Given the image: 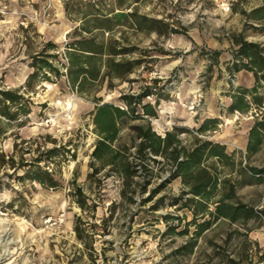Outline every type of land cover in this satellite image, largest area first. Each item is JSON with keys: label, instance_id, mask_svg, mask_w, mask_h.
Here are the masks:
<instances>
[{"label": "rangeland", "instance_id": "rangeland-1", "mask_svg": "<svg viewBox=\"0 0 264 264\" xmlns=\"http://www.w3.org/2000/svg\"><path fill=\"white\" fill-rule=\"evenodd\" d=\"M100 1L116 11L136 9L159 19L155 26L163 33L136 31L127 25L103 32L99 39H117L121 45L137 47L126 58L143 54L145 60L127 76L112 79L109 88L105 79L90 93H78L68 85L64 52L80 22L66 15L64 0H0V89H19L22 103L30 108L28 115L7 127L0 149L16 162L21 156L32 163L41 157V166L57 181L49 187L19 177L22 169L8 176L13 169L0 168V264H216L217 260L210 258L209 239L222 245L224 254L239 256L242 237L231 234L234 226L227 222L204 233L194 253H174L194 231L191 226L188 234H165L163 214L181 217L177 231L190 219L188 212L184 219V210H177L171 202L181 191L180 179L171 180L151 200L141 202L169 174V165L158 157L160 162H151L153 175L147 190L136 192L133 201L123 197L122 179L110 172L109 166L95 162L97 172L91 167V152L98 138L91 112L103 102L124 107L121 94H136L150 85L155 94L142 102L155 105L156 117L148 118L153 129L161 135L175 126L188 129L181 134L183 143L188 144L197 128L194 123L213 103L221 115L219 123L201 136L229 143L226 150L234 156L235 165L231 173L229 166L222 168V175L239 180L236 193L242 201L264 209V181L240 174L247 165H264V145L248 157L246 148H238L233 140L254 121L255 113H230L226 105L238 86L236 75L228 69L235 39L243 37L264 50V22L251 16L252 9L264 5V0ZM170 29L186 30V34ZM48 41L56 44L48 52L56 53L53 64L65 75L56 78L49 73L50 80H45L39 73L28 83L34 69L30 56ZM215 49L222 51L218 63L207 54ZM96 96L102 100L97 101ZM137 123L143 121H123L115 143L132 146L131 125ZM49 149L54 152L46 153ZM75 185L85 193V208L72 194ZM162 195L164 201L153 209ZM170 223L179 222L174 219ZM250 225L249 238L264 247V217Z\"/></svg>", "mask_w": 264, "mask_h": 264}, {"label": "trees", "instance_id": "trees-1", "mask_svg": "<svg viewBox=\"0 0 264 264\" xmlns=\"http://www.w3.org/2000/svg\"><path fill=\"white\" fill-rule=\"evenodd\" d=\"M100 0H64L66 15L79 21L80 25L74 28V38L66 44L64 52L67 59L66 77L70 89L78 93H90L92 87L100 81L107 79L108 88L112 86V79H121L132 73L142 65L145 60L143 54L137 58H126L137 50L135 45H121L117 39H99L103 32L112 31L116 26L127 25L136 31L163 32L155 26L159 19L139 14L136 9L125 12L122 8L104 7ZM254 20L264 22V5L251 11ZM172 33L186 34V30L170 29ZM233 56L228 64L232 76L240 70L252 73L255 83L252 87L238 85L229 95L231 103L227 106L229 112L240 113L254 112L255 118L248 131L246 153L248 157L259 151L264 145V50L256 42L248 41L243 37L235 39ZM55 49L56 44L48 41L43 48L30 56V66L33 69L28 76V83L39 73L43 79L50 80L49 73L56 78L65 75L59 67L53 64L52 58L56 53H49ZM208 56L218 63L222 54L215 49L207 52ZM157 79H154L156 82ZM155 93L150 85H145L138 93H123L120 96L124 107L110 102L98 103L92 110L95 132L98 135L91 152V167L97 172L99 167L109 166L110 172L122 179L121 195L134 200V194L142 193L151 184L153 169L151 162H160L163 158L169 165V174L157 186L149 191L148 197L141 202L149 201L171 180L179 178L182 187L177 196L172 198V204L177 205V210H184L183 218L190 219L184 228L177 231V226L182 222L180 216L170 213L162 215L167 223L165 234H188L190 227H194L193 235L182 245L174 250L178 254H192L198 246V240L204 233L214 227L227 222L234 228L231 234L242 237V251L239 256L223 253L222 245L212 239L208 240L211 247V260L216 264H264V247L249 238L252 231L250 223L264 217V209H255L254 206L242 201L237 193L238 179L222 175V168L229 166L231 172L235 165L234 156L227 152L226 145L206 138L203 135L219 123L217 118L205 119L190 135V142L184 144L181 134L188 129L175 126L165 131L163 135L157 133L149 117H156L155 105L151 102H142L144 98ZM23 95L19 89H0V138L5 135L7 127L13 121L30 113V108L22 103ZM101 101V97H95ZM158 97L155 104H158ZM140 107V111L138 110ZM256 109V110H255ZM143 123L131 125L134 130L132 146L116 144L121 128V123L126 120H139ZM23 121V119H21ZM134 147V151L131 150ZM49 149L46 153H52ZM41 157L34 158V162L26 161L21 156L16 162L12 155L0 149V168L10 166L13 169L11 176L18 169L23 173L19 177H26L42 185L54 187L57 181L51 173L41 166ZM240 174L249 179L264 181V165H247ZM142 176V181L138 177ZM241 183V182H240ZM138 186V187H137ZM81 208H85L86 196L80 186L75 185L72 193ZM165 195L160 196L153 209L163 202ZM179 223L172 224L171 220ZM75 231L81 237L78 224ZM229 233V234H230ZM254 258H256L254 260ZM213 264V263H212Z\"/></svg>", "mask_w": 264, "mask_h": 264}, {"label": "crops", "instance_id": "crops-1", "mask_svg": "<svg viewBox=\"0 0 264 264\" xmlns=\"http://www.w3.org/2000/svg\"><path fill=\"white\" fill-rule=\"evenodd\" d=\"M236 78L238 80V85L240 86H244V87H252L255 83L254 77L252 75L251 72L247 71V70H240L239 72H237L236 74ZM231 103V98L228 96V101H227V106ZM238 112V111H235ZM235 112H230V113H235ZM240 113V112H238ZM221 117L219 111H217V109L215 108V106L213 105V103H211L210 106H207L203 109V113H201L200 118H198L197 122H195L194 124L196 125V127H198L205 119L207 118H217L219 119ZM252 123L248 126V128L245 130V132L242 133H237L234 135L233 140L234 142H236V146L240 149H244L246 148L247 145V139H248V131L250 129V127L252 126ZM223 144L227 146L229 145V143L225 142V141H220L217 140Z\"/></svg>", "mask_w": 264, "mask_h": 264}, {"label": "bare ground", "instance_id": "bare-ground-1", "mask_svg": "<svg viewBox=\"0 0 264 264\" xmlns=\"http://www.w3.org/2000/svg\"><path fill=\"white\" fill-rule=\"evenodd\" d=\"M236 83H237V81H236ZM68 100H69V99H68ZM70 100H71V99H70ZM71 103H72V102H70V101L67 103L68 107H71V105H70ZM235 143H236V142H235Z\"/></svg>", "mask_w": 264, "mask_h": 264}, {"label": "built area", "instance_id": "built-area-1", "mask_svg": "<svg viewBox=\"0 0 264 264\" xmlns=\"http://www.w3.org/2000/svg\"><path fill=\"white\" fill-rule=\"evenodd\" d=\"M49 222L51 221V219L48 220Z\"/></svg>", "mask_w": 264, "mask_h": 264}]
</instances>
